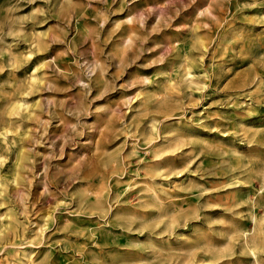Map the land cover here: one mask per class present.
I'll return each instance as SVG.
<instances>
[{"label": "rangeland", "instance_id": "rangeland-1", "mask_svg": "<svg viewBox=\"0 0 264 264\" xmlns=\"http://www.w3.org/2000/svg\"><path fill=\"white\" fill-rule=\"evenodd\" d=\"M26 253L264 264V0H0V264Z\"/></svg>", "mask_w": 264, "mask_h": 264}, {"label": "bare ground", "instance_id": "bare-ground-1", "mask_svg": "<svg viewBox=\"0 0 264 264\" xmlns=\"http://www.w3.org/2000/svg\"><path fill=\"white\" fill-rule=\"evenodd\" d=\"M39 229V228H38ZM30 254L29 253H26L25 255H24V261H25V264H27L28 263V260L30 259Z\"/></svg>", "mask_w": 264, "mask_h": 264}]
</instances>
